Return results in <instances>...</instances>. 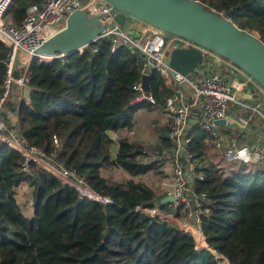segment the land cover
I'll use <instances>...</instances> for the list:
<instances>
[{
    "label": "trees",
    "instance_id": "trees-1",
    "mask_svg": "<svg viewBox=\"0 0 264 264\" xmlns=\"http://www.w3.org/2000/svg\"><path fill=\"white\" fill-rule=\"evenodd\" d=\"M196 1L230 12L239 29L264 43V0ZM41 3L12 0L6 14L20 25L27 7ZM7 51L0 42V95ZM140 60L123 47L111 53L109 41L102 39L64 63L33 59L26 73L23 64L14 66L13 78L26 75L28 102L15 105L8 95L4 106L15 114L16 126L2 113L7 128L20 131L41 152L37 157L73 184L110 202L82 195L0 141V264H217L215 257L219 264H264V167L241 165L232 176L217 169L211 163L214 152L206 160L203 130L193 133L192 150L204 173L195 188L207 194L200 229L211 251L197 248L176 224L138 210L169 211L146 183L109 181L101 174L103 168H119L131 177L161 174V165L149 163L148 156L171 147L163 134L152 149L120 134L132 129L137 110L151 107L147 102L130 106ZM148 83L155 106L162 107L173 95L172 86L157 72ZM23 182L31 190L30 217L15 199ZM180 214L178 209L173 215Z\"/></svg>",
    "mask_w": 264,
    "mask_h": 264
},
{
    "label": "built area",
    "instance_id": "built-area-1",
    "mask_svg": "<svg viewBox=\"0 0 264 264\" xmlns=\"http://www.w3.org/2000/svg\"><path fill=\"white\" fill-rule=\"evenodd\" d=\"M41 1V5L31 4L28 6L21 24L15 25L11 21L6 22L5 20L12 0H0V42L8 49L5 60L6 75L0 95V141L27 159L38 165L41 164L37 161L40 159L37 154L41 152L29 146L20 131L9 130L1 117V114L5 112L4 101L10 94L11 84L16 83L19 87L25 86L26 75L13 78L14 66L22 62L26 73L33 59L45 63L57 59L64 63L68 53L55 52L41 55L36 54L35 50L49 37L64 28L69 15L74 11L81 10L87 16L98 15L104 30L94 39L93 43L106 39L109 41L111 53H115L123 47L130 54L139 56L141 59L139 78L132 86L135 96L130 101V106L141 102H147L151 106L156 104L151 95L143 94L141 77L145 74L149 76L151 73L157 72L165 82L170 79L174 87L173 95L167 98L162 106L168 119V137L171 147L158 155L151 154L147 159L149 163L163 165L165 169L169 170L170 177L163 183L166 192L162 197H172L170 202L164 203L169 211L158 207L138 208V210L176 224L185 232L189 233L187 225L201 231V217L204 213L207 194L203 191L199 192L195 188L196 182L204 179V173L201 170L200 161L192 150L193 135L188 125L192 110L195 107L201 110L203 120L199 122V125L210 138L211 146L217 156V160L212 161V165L217 169L232 176L241 165L259 164L264 167V136H259L252 146L241 144L237 137L227 139L214 124V121L223 118L228 121L229 103L239 108H245L264 121V91L260 85L229 62L240 72L238 77L223 76L212 70L209 71V67L201 68L200 66L198 78L178 73L171 76L168 67L164 64V51L174 47L193 46L189 41L174 36L167 42L163 37L164 32L135 20L127 21L125 26L121 27L113 18L115 11L110 14V6L103 0ZM103 14L106 16L101 17ZM127 23L131 25L130 30L126 29ZM129 31H133L136 36H130ZM87 46L80 47L77 52L82 53ZM92 50L94 53L97 52L96 48ZM21 55L24 56L23 59ZM185 87H188L190 92H187ZM251 89L261 92L262 100L255 102L252 106L244 105L240 101L241 94ZM10 116L11 113L6 111V117ZM3 131H6L7 134H4ZM23 170H27L26 166L23 167ZM99 200L110 202L102 198ZM178 209L181 214L174 216V212Z\"/></svg>",
    "mask_w": 264,
    "mask_h": 264
},
{
    "label": "water",
    "instance_id": "water-1",
    "mask_svg": "<svg viewBox=\"0 0 264 264\" xmlns=\"http://www.w3.org/2000/svg\"><path fill=\"white\" fill-rule=\"evenodd\" d=\"M103 1L110 6V14L115 11L113 18L121 27L132 19L193 44L164 51V64L171 76L175 73L184 76L197 73L206 54L212 53L252 77L264 91V43L249 31L239 29L230 20V12L219 13L196 0ZM104 16L106 15L101 17ZM103 30L104 26L98 15L87 16L83 11L76 10L69 15L64 28L44 41L35 53L45 55L64 52L70 55L80 47L92 44ZM128 34L136 36L133 31ZM148 79L147 74L141 77V88L145 96L150 95ZM249 92L242 93L241 98H258L261 95L260 92L250 96ZM225 122L223 118L214 121V124L219 126ZM164 136L168 138L167 134ZM111 139L115 140L116 135H112ZM39 165L54 174L43 164ZM54 175L82 195L100 199L94 192L90 191L95 196L84 194L75 184L69 183L68 179ZM171 200L172 197L166 196L161 201L167 203ZM207 250L211 251L210 248ZM215 261L219 264L216 257Z\"/></svg>",
    "mask_w": 264,
    "mask_h": 264
},
{
    "label": "crops",
    "instance_id": "crops-1",
    "mask_svg": "<svg viewBox=\"0 0 264 264\" xmlns=\"http://www.w3.org/2000/svg\"><path fill=\"white\" fill-rule=\"evenodd\" d=\"M130 23V22H129ZM127 23V30L129 29V27H131V25ZM134 26H136V23H134ZM130 30V29H129ZM21 58L23 59L24 56L21 55ZM205 61V59H203ZM206 62L207 64L209 65V71H214V72H217V73H220V75H225V76H229V77H235L238 75H240V72L234 67L232 66L231 64H229L228 62H225L224 60H222L221 58L215 56L214 54L212 53H208L206 54ZM20 64H22V62H20ZM202 64V62H201ZM200 64V66H201ZM206 68V67H204ZM193 78H198L199 76L195 75V74H192ZM229 77H226V78H229ZM14 86H13V89H12V96H11V101L15 103V105L18 104V102H20L21 100H24L26 103L28 102V90H27V87L26 85L24 87H19L16 83H13ZM166 84H168L169 86H172L173 87V84H172V81L169 79L166 80ZM185 90L187 92H190V90L188 89V87H185ZM248 90L245 91V93H247ZM257 93H260L256 90H253L251 89L250 92H249V95L252 96L254 94H257ZM261 96V95H260ZM260 96L258 98H249V99H242L240 97V101L244 104V105H254L255 102H258L260 100H262L260 98ZM163 106V105H162ZM157 108L156 110L158 111H162L163 112V109L162 107H159V106H151L150 108L148 107H143V108H140L139 110H137L135 113H134V122H136V116H145V118H149V119H152L154 120L155 122L158 123L159 125V128L161 127V134L165 135L167 134L168 135V122L166 119L167 118V115L165 112H163L164 114L159 116L158 115H154L153 114V111L154 109ZM8 111V110H7ZM9 113H11V116L9 117V119H11V124L12 126H16L15 122H16V119H15V114H13V112L11 111H8ZM229 112V110H228ZM162 114V113H161ZM228 116H229V119L228 121L225 122V124L223 125H216L218 126V131H220V133H222L227 139L230 138V139H233L235 137L238 138V141L241 143V144H247V145H254V143L257 141L258 137H259V134L262 133V130L264 128V121L257 115L255 114H251L249 111H247L245 108H239L237 106H233V112L231 114L228 113ZM154 117V119H153ZM166 120L167 123H164V121ZM203 120V117H202V113H201V110L198 108V107H195L193 108L192 110V114H191V117L190 119L188 120V125H189V129H190V132L192 133H195L198 131L199 132H202L204 134V132L202 131L200 125H199V122H201ZM136 126V124H135ZM152 129V128H150ZM196 130V131H195ZM226 130H230L231 133H232V137H229L228 135L225 134L224 131ZM129 134H134V131H130L128 132ZM160 134V136H161ZM204 141L206 142V146L208 147L207 149L210 150V152H214L215 151L213 150L212 146H211V143H210V138L209 136H207L206 134H204ZM165 137V136H164ZM166 138V137H165ZM130 139L132 141H134L135 143L137 144H140V145H145V143H141V141L138 140V138H136L135 136L133 137H130ZM169 140V137L166 138ZM158 145H156V147L159 146L160 144V137H159V141L157 143ZM209 145V146H208ZM165 150V149H164ZM214 157H217L216 155ZM213 157V158H214ZM211 163H212V160H211ZM163 165H161V168ZM115 169H119V168H115ZM121 170V169H119ZM124 172V171H123ZM125 175V178H126V181L129 180V179H134V180H139V181H143L144 183L147 184V182H145L144 180H142V176H146L148 177L150 172H147L146 174H143L141 176L138 177H131L129 176L126 172H124ZM25 185V183H24ZM148 185V184H147ZM149 186V185H148ZM151 187V186H150ZM152 188V187H151ZM157 189L155 188H152L153 191L155 192V195L158 196L159 193H158V186H156ZM17 189L15 190V198L17 200V197H18V194H17Z\"/></svg>",
    "mask_w": 264,
    "mask_h": 264
},
{
    "label": "rangeland",
    "instance_id": "rangeland-1",
    "mask_svg": "<svg viewBox=\"0 0 264 264\" xmlns=\"http://www.w3.org/2000/svg\"><path fill=\"white\" fill-rule=\"evenodd\" d=\"M5 20H6V22L10 21L8 15H6V19ZM129 20H132V19H129ZM163 37L168 42L174 36L170 35V34H167V33H163ZM208 66L209 65L207 64L206 58H205L204 63H202L200 67L203 68V67H208ZM193 74H195L197 76H200L198 74V72L197 73H193ZM189 75L192 76V73L189 74ZM13 86H14V84L12 83L11 86H10V98L12 96ZM233 106H234V104L229 103V105H228V110H229L228 113L229 114H231L233 112ZM156 109L157 108H155L154 111H153L154 115H158V117H159V116L164 114L161 110L158 111ZM4 111H5L4 113L6 114L7 109L5 108ZM153 119H154V117H153ZM164 123H167L166 120L164 121ZM135 124H136V126H135ZM150 128H152V129H150ZM161 130H162L161 127L159 128L158 123L155 122L154 120L149 119V118L146 119L145 116H136V122H134V120H133V127L130 130V131H134V134H129L128 132H130V131H123L120 134L128 136L129 138L135 136L136 138H138L139 141H141V143H145V145H143L145 148L152 149V148H155L156 145H158L157 143L159 141ZM261 130H262V133H260L259 136H264V128L261 129ZM3 133L7 134L6 131H3ZM113 135H116V134H113ZM114 142H116V139L114 140ZM210 154H211V152H210V150H208V152H207L208 156L206 157L207 161L211 157ZM213 157L211 158L212 161L217 160V157H214V158ZM161 170H162L161 174H156V173L150 172L148 177H146V176H144V177L142 176L141 177L142 180L147 182L149 187L151 186L152 188H155V189H157L156 186L159 187L158 190H157L158 193H159V195H158L159 198H162L165 195L166 188L163 185V183H165L168 180V178L170 177L169 176L170 173H169L168 169H165L163 167V168H161ZM101 174L105 178H107L109 181H117V182L126 181V178H125L126 174H124L123 170H119V169H115V168H103V169H101ZM138 177H137V179H138ZM16 189L18 190L17 191L18 197H17L16 201H17L19 207L21 208L22 213L25 216L30 217L32 215V213H33L32 199H31V190L26 184L24 185V182L20 183V185H18V187ZM204 248L202 247L201 249H204ZM205 249H208V248H205ZM213 254H214V252H213Z\"/></svg>",
    "mask_w": 264,
    "mask_h": 264
},
{
    "label": "bare ground",
    "instance_id": "bare-ground-1",
    "mask_svg": "<svg viewBox=\"0 0 264 264\" xmlns=\"http://www.w3.org/2000/svg\"><path fill=\"white\" fill-rule=\"evenodd\" d=\"M202 63H204V60H202ZM39 160H37V161L40 162L41 164H43L49 170H51L54 174H56V175H58L60 177L66 178L62 173H60L57 170L53 169L52 167H50L44 161H42V160L39 161ZM69 183H71V181H69ZM75 186L77 188H79L82 193L87 194V195H91V196H95L90 191L85 190L80 184H75ZM187 229H188L189 233L191 234L192 238L195 240L197 247H203V248L205 247V248H208L207 243L204 240V236H203V234L201 233L200 230H198L197 228H194L193 226H188V225H187Z\"/></svg>",
    "mask_w": 264,
    "mask_h": 264
}]
</instances>
